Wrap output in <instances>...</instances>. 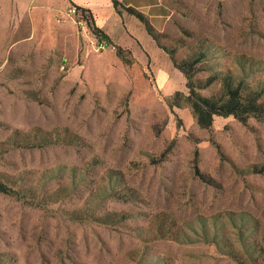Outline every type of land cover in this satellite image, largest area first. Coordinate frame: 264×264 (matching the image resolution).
<instances>
[{
	"label": "rangeland",
	"instance_id": "rangeland-1",
	"mask_svg": "<svg viewBox=\"0 0 264 264\" xmlns=\"http://www.w3.org/2000/svg\"><path fill=\"white\" fill-rule=\"evenodd\" d=\"M164 3L160 42L205 53L197 83L231 71L264 97V0ZM72 7L0 0V180L19 190L0 192V264H264V121L200 127L168 104L188 89L167 53L125 64Z\"/></svg>",
	"mask_w": 264,
	"mask_h": 264
},
{
	"label": "trees",
	"instance_id": "trees-1",
	"mask_svg": "<svg viewBox=\"0 0 264 264\" xmlns=\"http://www.w3.org/2000/svg\"><path fill=\"white\" fill-rule=\"evenodd\" d=\"M112 3L115 7L121 5L128 13L134 15L144 24L147 32L156 41L158 46L169 55L174 67L185 77V86L188 89L187 92L175 90L174 93L168 97L169 106L181 107L182 105H189L197 124L206 129L212 127L215 116H233L243 123L251 117L264 121V97L261 91L248 89L244 79H237L231 71L212 72L202 80L201 83H197L195 79L197 63L205 57L204 52L200 51L197 56H193L189 59H177L175 50L168 48L160 42L161 32L152 25L148 16L143 11L130 5H124L119 0H112ZM75 7L76 10H78L77 13L79 17L87 22L91 31L100 42L104 43L105 46L113 47L116 55L125 64L129 65L134 62L132 50L114 42L108 33L95 23L91 9L78 4H75ZM217 80L220 82V87L216 92L203 94L200 91V88L208 87ZM0 192L18 194L19 190L12 188L0 180ZM229 218L234 225L239 223V219H243L241 213H230ZM204 237L214 242L224 253L229 254L239 261L240 256L234 244L228 242L222 233L220 234L215 231L213 234H210L204 224ZM252 255L253 254H251L249 258L256 259V256ZM240 261L244 263L243 260Z\"/></svg>",
	"mask_w": 264,
	"mask_h": 264
},
{
	"label": "crops",
	"instance_id": "crops-1",
	"mask_svg": "<svg viewBox=\"0 0 264 264\" xmlns=\"http://www.w3.org/2000/svg\"><path fill=\"white\" fill-rule=\"evenodd\" d=\"M75 4L91 9L95 23L100 26L112 40L119 45L132 50L136 58L148 62L159 63L167 60L166 52L158 46L156 41L147 32L144 24L134 15L128 13L121 5L114 6L112 0H73ZM124 5L133 6L143 11L152 25L158 30L164 29L166 19L169 17L165 0H119ZM170 61V60H169ZM170 64V72L159 71L162 77L178 75L181 73ZM182 74V73H181Z\"/></svg>",
	"mask_w": 264,
	"mask_h": 264
},
{
	"label": "built area",
	"instance_id": "built-area-1",
	"mask_svg": "<svg viewBox=\"0 0 264 264\" xmlns=\"http://www.w3.org/2000/svg\"><path fill=\"white\" fill-rule=\"evenodd\" d=\"M71 11L75 13L76 12V7H72Z\"/></svg>",
	"mask_w": 264,
	"mask_h": 264
}]
</instances>
